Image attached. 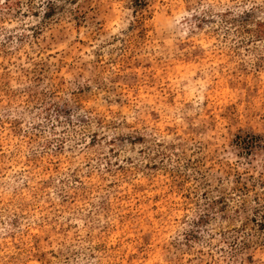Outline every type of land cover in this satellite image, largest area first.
I'll return each mask as SVG.
<instances>
[{
    "label": "rangeland",
    "instance_id": "1",
    "mask_svg": "<svg viewBox=\"0 0 264 264\" xmlns=\"http://www.w3.org/2000/svg\"><path fill=\"white\" fill-rule=\"evenodd\" d=\"M0 264H264V0H0Z\"/></svg>",
    "mask_w": 264,
    "mask_h": 264
}]
</instances>
